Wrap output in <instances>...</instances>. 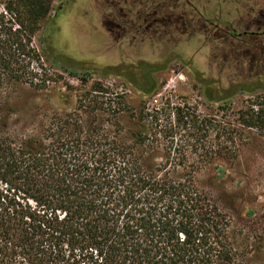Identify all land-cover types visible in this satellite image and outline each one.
I'll use <instances>...</instances> for the list:
<instances>
[{
    "label": "trees",
    "instance_id": "trees-1",
    "mask_svg": "<svg viewBox=\"0 0 264 264\" xmlns=\"http://www.w3.org/2000/svg\"><path fill=\"white\" fill-rule=\"evenodd\" d=\"M2 4L0 264H251L249 245L238 244L229 214L195 173L217 153L232 159L241 131L264 135V92L248 89L255 99L218 125L187 101H142L138 112L100 83L73 105L34 43L51 0ZM148 81L138 88L153 97L160 86ZM20 86L68 107L36 132L15 131L10 98ZM216 129L228 137L218 151L207 141Z\"/></svg>",
    "mask_w": 264,
    "mask_h": 264
},
{
    "label": "rangeland",
    "instance_id": "rangeland-1",
    "mask_svg": "<svg viewBox=\"0 0 264 264\" xmlns=\"http://www.w3.org/2000/svg\"><path fill=\"white\" fill-rule=\"evenodd\" d=\"M98 2L103 13L107 1ZM96 4V0H51V10L34 40L50 75L61 77L59 89L70 97L71 104H76L78 93L100 83L110 89L108 95L115 101H122L117 97L121 94L138 112L142 101L148 108L187 101L197 114L218 125L226 119L234 122L237 112L249 105L250 98L255 99L248 89L264 92V73L250 75L248 63L231 68L224 67L225 60L219 56L209 61L206 36L200 32L193 38L179 33L178 39L164 38L157 44L133 48L127 42L117 44L110 37L106 40ZM234 6L228 1L225 10ZM150 76L160 86L156 98L142 95L138 88L149 83ZM10 99L16 109L11 129L26 133L36 132L50 119L53 109L64 111L68 107L67 101L43 99L38 90L27 86L15 88ZM28 110L34 114L24 113ZM102 116L106 118V114ZM121 120L125 125L131 121L126 113ZM241 132L235 143L229 144L232 159L217 153L213 163L197 169L195 175L229 214L238 244L249 245V262L264 264V135L254 128ZM225 140L228 137L218 129L207 137L215 151Z\"/></svg>",
    "mask_w": 264,
    "mask_h": 264
},
{
    "label": "flooded vegetation",
    "instance_id": "flooded-vegetation-1",
    "mask_svg": "<svg viewBox=\"0 0 264 264\" xmlns=\"http://www.w3.org/2000/svg\"><path fill=\"white\" fill-rule=\"evenodd\" d=\"M106 1L103 13L98 0L95 5L106 40L127 42L133 48L178 39L179 33L193 38L200 32L206 36L209 61L219 56L224 67L248 63L250 75L264 73V0ZM228 1L235 6L226 11Z\"/></svg>",
    "mask_w": 264,
    "mask_h": 264
},
{
    "label": "built area",
    "instance_id": "built-area-1",
    "mask_svg": "<svg viewBox=\"0 0 264 264\" xmlns=\"http://www.w3.org/2000/svg\"><path fill=\"white\" fill-rule=\"evenodd\" d=\"M158 94H159V93H158ZM158 94H157V96H158ZM157 96L155 95L154 98H156ZM153 105H155V104L152 103V106H153Z\"/></svg>",
    "mask_w": 264,
    "mask_h": 264
}]
</instances>
